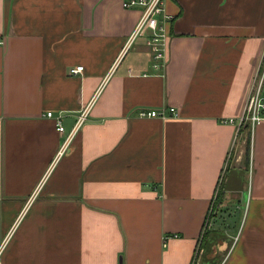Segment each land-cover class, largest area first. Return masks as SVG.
I'll list each match as a JSON object with an SVG mask.
<instances>
[{"label":"crops","instance_id":"obj_1","mask_svg":"<svg viewBox=\"0 0 264 264\" xmlns=\"http://www.w3.org/2000/svg\"><path fill=\"white\" fill-rule=\"evenodd\" d=\"M131 1L0 0L3 264H264V0H164L158 69Z\"/></svg>","mask_w":264,"mask_h":264},{"label":"built area","instance_id":"obj_2","mask_svg":"<svg viewBox=\"0 0 264 264\" xmlns=\"http://www.w3.org/2000/svg\"><path fill=\"white\" fill-rule=\"evenodd\" d=\"M135 5H140L146 8L145 13L133 34V38L130 42L139 37L145 29L152 31L151 37L148 42V46L152 49L154 53V58L162 63V65H156L155 67L158 69L160 66L165 65L166 61V35L165 28L161 26L158 16H162L164 14V0H132L131 2L125 3L124 6L127 8L133 7ZM4 45V41L0 38V47ZM84 68L82 66L75 67L71 69L70 74L72 76H76L82 73ZM264 78L260 80H256L254 85L252 86V92L249 96V100L245 107V112L240 120H238L239 128L245 124H251L254 129L257 125L264 121ZM92 108V104L80 114L76 128L72 134H70L64 144L61 147L59 156H62L67 149L69 148L75 133L80 129V127L87 121V118L90 114ZM167 110H151V111H141L139 113L140 118H158V119H167L169 117H178V111L175 108H171L169 110L170 115L168 116ZM49 118H52L53 113H48ZM227 124H234L235 120H229L226 122ZM57 130L60 134L65 133V128L60 120L57 121ZM172 238H178L177 235L173 237L165 236L164 246L167 247L168 241ZM5 250L4 242L0 245V264H3V253Z\"/></svg>","mask_w":264,"mask_h":264},{"label":"rangeland","instance_id":"obj_3","mask_svg":"<svg viewBox=\"0 0 264 264\" xmlns=\"http://www.w3.org/2000/svg\"><path fill=\"white\" fill-rule=\"evenodd\" d=\"M147 33H148V29H145V30L142 32V37H144ZM215 217H216V216H214V218H215ZM230 224H232V223H230ZM231 226H232V225H231ZM224 240L226 241L227 238H225ZM230 243H232V240H231Z\"/></svg>","mask_w":264,"mask_h":264}]
</instances>
